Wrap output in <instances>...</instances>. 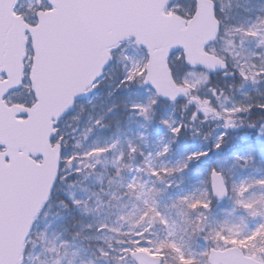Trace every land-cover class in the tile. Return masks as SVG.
Masks as SVG:
<instances>
[{"label":"rangeland","instance_id":"374dc122","mask_svg":"<svg viewBox=\"0 0 264 264\" xmlns=\"http://www.w3.org/2000/svg\"><path fill=\"white\" fill-rule=\"evenodd\" d=\"M215 1L223 27L219 40L210 51L226 59L231 70L235 72L237 79L231 81L234 93L235 86L238 84L240 86L239 81H242L239 66L246 61L260 63L264 59V43L260 42L261 37L244 36L242 32L237 31L238 28L248 29L249 26L257 24L259 19H264L262 3L264 0ZM194 2L195 0H176L169 11L189 15L193 12ZM228 3L243 13H253V17L246 19L239 11L228 14ZM42 7L44 5L39 1H26L18 12L30 19L34 17L35 10ZM259 27L264 33V24H260ZM136 65L141 67L146 65V52L130 42L115 54L114 63L108 68L92 96L77 103L62 120L60 135L64 140L60 173L68 175L65 171L66 154L83 153L93 146L112 145V148L99 156L98 162L86 160L85 163L90 167L79 177L69 176L67 182H58L52 205L37 221L28 240L31 246L24 264H117L114 257L119 253L112 251V248L118 247L117 241L124 239L126 232L137 229L136 222L147 207L145 201L155 207L160 214L159 218H163L162 228L157 225V217L151 222L146 233L153 246L175 243L185 256L192 255L203 261L205 257L199 254L205 249L209 250V245L217 246L212 236L220 230L225 235L243 241L229 244L227 247L240 246L247 249L251 244L257 247L264 246V238L245 239L259 224L264 223V185L257 183L264 179V176L261 175L263 172L252 168L256 165L264 169V135L258 132L257 147L247 142L252 138L250 132L233 135L226 142L228 146L224 150L223 147L217 150L213 147L217 136L226 130L221 129L216 132L213 139H210L199 129V121H195L194 115L195 118L193 117L191 122H186L190 128H185V133L189 132L192 135L190 140H186L183 135L182 138L185 140L179 141L177 134L162 122L167 120L172 127L182 124L179 114L176 115V106L161 107L162 112L157 119L152 115L156 108L154 104L146 118L133 111L130 105L150 103L155 99L154 91L145 87L140 77L117 88L126 66L131 68ZM171 65L178 82L201 96L200 92L211 77L205 72L186 68L180 53L175 54ZM245 83L249 86H245L237 94L234 93L235 97L225 108L264 103V79L258 82L249 79ZM28 89L29 85H26L25 95L29 93ZM113 105L116 107L108 111ZM101 117L102 125L97 126L95 121ZM165 146L168 147V151L158 155L163 152ZM131 147H135L136 151L131 152ZM196 151H209V154L187 161L188 155ZM212 161L218 170L223 172L228 185L233 188L232 202L227 206L223 202L214 201L210 195L209 166ZM185 162L188 163V167L179 171L170 174L162 172L159 178L151 174L152 169L180 168ZM80 166L83 168V164ZM138 168L141 171H137ZM133 178L136 182L135 190L124 195L127 192L126 186ZM241 184L245 185L242 195L239 192ZM98 186L99 189L96 190ZM159 186H162L165 196H157L156 190ZM69 193H74L81 201L86 200L89 210L85 211L83 203L73 204ZM183 196H188L190 200L205 198L211 203L207 208L198 207L195 213L192 209L188 210L190 209L188 202L180 201V197ZM238 200L251 207L238 204ZM68 205L71 211L66 213ZM186 208L187 218L195 223L194 236H187L188 239H185L184 233L178 230L179 226L174 220L183 216ZM253 212L256 214L253 215ZM194 215L196 219L193 218ZM67 217H72L70 223L73 219L78 221L72 225L74 232L66 224ZM101 224L107 227L97 231V226ZM219 243L224 244L223 241ZM100 248L111 254L108 257H101ZM165 253L167 264H177L175 251L166 248ZM129 260L127 258V264H132Z\"/></svg>","mask_w":264,"mask_h":264},{"label":"water","instance_id":"95a60500","mask_svg":"<svg viewBox=\"0 0 264 264\" xmlns=\"http://www.w3.org/2000/svg\"><path fill=\"white\" fill-rule=\"evenodd\" d=\"M17 1L0 0V19L4 20L6 25H11L14 22L15 38L22 35L21 40L25 41L23 40V25L30 28L20 17L15 18L12 14V8ZM170 1L135 0L136 4L132 8L131 30L122 38L119 36L111 40L102 27L96 26L94 16L90 12L91 5L81 4V0H49L54 6V10L38 13L40 23L34 35L32 34L35 58L30 76L33 90L41 103L46 104L45 120L50 123L52 117H56V119L62 117L73 106L76 99L89 96L91 93L87 91L90 86L89 77L96 68L100 51L106 47L111 52L116 49L120 40L127 38L135 37L137 42L148 50L147 75L150 77V82L145 85L153 87L158 96L164 100L175 101L187 96V89L176 85L167 64L170 54L178 49L184 50L185 61L189 67L203 68L210 73L225 71L226 63L224 61L223 65L217 63L216 61L220 59L205 51V47L214 42L218 35L217 24L219 22L213 14L214 2L212 0H197L195 15L187 21L176 14L164 13V9ZM78 3L81 5V11L90 14L87 17L85 28L81 26L77 17L74 20L67 17L73 15L70 13L71 9ZM86 3L91 4V0ZM105 8L103 7V11ZM67 25L71 32H81L77 38V45L85 51L86 57L83 60L87 66V75L78 77L81 78V85L77 81L65 82L64 75L56 74L51 63L47 62L48 64L42 65L49 56L51 47H60L61 44L64 46L61 28L67 27ZM0 64L2 63L0 62ZM68 65L78 73L84 70V66L79 62ZM19 67L20 70L16 77L18 79L10 80L6 89L20 86L21 63ZM6 70L4 67L2 71ZM43 70L48 72H43ZM51 71L55 73H50ZM46 84H51L49 90L44 89ZM81 88L87 94L79 91ZM178 89L185 91L178 92ZM51 99L53 100L51 101ZM38 111H42L40 103L30 109L29 114L32 115ZM202 111L204 112V108ZM51 151L46 153V160L40 165L20 160L14 163L17 167L6 171L0 161V177L3 175L7 178L16 177L10 182L0 181V191L8 192L0 199V264H21L23 261L24 247L20 242L24 241L29 228L46 203L59 170L60 149L56 147ZM14 153L15 151L10 149L8 154L13 155ZM20 164L22 166H19ZM21 170L26 171L23 172L26 174L22 175ZM227 196L228 192L223 198L214 195L217 200L225 199ZM231 249L234 252L240 251L238 248ZM226 255L223 252L216 253L219 264H223V257ZM132 258L138 264H151V258L148 256L142 258L132 256Z\"/></svg>","mask_w":264,"mask_h":264},{"label":"snow or ice","instance_id":"6c2138e0","mask_svg":"<svg viewBox=\"0 0 264 264\" xmlns=\"http://www.w3.org/2000/svg\"><path fill=\"white\" fill-rule=\"evenodd\" d=\"M216 8L215 4L213 5V14L215 15ZM260 24H264V19H259L257 24L249 26L248 29L238 28L237 31L242 32L244 36H253V37H261V43H264V33L261 32V29L259 27ZM217 32H219V24H217ZM111 54L109 50L105 47L102 48V50L99 53L96 68L94 72L89 77V82L91 87L88 88V91L94 90L96 87H98L99 83L101 82V78L105 74V68L107 67V64L110 62ZM217 63L223 65L222 60H217ZM211 66V65H210ZM239 72L240 77L242 81L246 82L249 79H251L253 82H258L261 79H264V59L261 60L260 63H250L246 61L244 64L239 66ZM148 68L147 65L141 67L139 65H136L134 67L128 68L126 66V71L122 78L119 80L117 84V88L123 86L126 82L131 83L132 81L136 80L137 77H140L143 84H147L150 82V77L147 75ZM79 91L84 92V94H87L83 88H81ZM178 92H184V89H178ZM158 101L153 99L148 104H137L134 103L130 105V108L137 112L140 115H143L147 118L149 110L152 108V106L157 103ZM116 105H113L108 109V111H112L113 108H115ZM259 109L260 111L264 112V103L254 104L249 103L246 105H239V106H233L232 108H225L224 112H216V117L224 116V128L227 130L230 127H235V120L237 116L242 112H248L251 114L256 109ZM209 111L208 108H204V113L206 114ZM103 117L98 118L95 121V124L97 126L102 125ZM164 124L168 125L170 130L179 135L182 132L183 125H179L177 127H172L171 124L167 120L162 121ZM255 127L256 125H251ZM91 131V129H89ZM260 134L264 135V124L260 125ZM227 135V131L220 133L217 136L216 142L214 143L213 147L217 150H219L223 146V140L224 136ZM56 137H59V142H62L64 140V137L60 135L58 129L56 132L53 133V139ZM112 148V145H104V146H93L83 153H74L71 155H65V171L68 172V175H64L57 172L56 180L53 182V186L59 181H65L67 182L69 176H76L79 177L81 174L85 173L90 165L88 163H85V161H92L96 160L98 162L99 156L107 153ZM211 150V149H210ZM209 150V151H210ZM136 148L131 147V152H135ZM168 151V147L165 146L162 153H158V155H163ZM209 151H196L192 152L188 155L187 161H191L192 159L201 158L203 156H207L209 154ZM237 159H246L243 157H237ZM81 164H83V168H81ZM188 167V163L185 162L183 165H181L180 168H162V169H152L151 174L160 177L161 173H172L174 171H179L181 168ZM137 171H141V169H137ZM258 184L264 185V179H261L257 181ZM210 184H211V192L213 195H215L218 198H223L225 195H227L228 188L226 184V179L224 177V174L222 171L217 170L215 167L211 169L210 172ZM127 192L124 193V195H127L135 190L136 188V182L135 178H133V181L130 182L127 186ZM245 190V185L241 184L239 188V192L242 195ZM49 195H51V192H49ZM69 195L72 197V202L75 205H80L83 203L85 205V211H88L87 208V201H81L80 199H77L75 197L74 193H69ZM94 195V194H93ZM205 196L207 193L204 194ZM181 202H188V207L192 210H196L198 207H204L207 208L210 206V200L205 198H199V199H193L190 200L188 196L180 197ZM238 204H245L244 201L238 200ZM145 204L147 205L143 215L137 220V229L136 230H129L126 232L125 238L122 240L117 241L118 247L112 248V251H116L119 253L118 256L114 257V259L117 261V264H127V258L128 256H134L136 258H142L144 256H148L151 258V264H167L166 261V253L165 249L169 248L172 249L177 253V264H219L216 253L223 252L227 255L223 257V264H264V246L257 247L255 244H251L247 247V249H241L239 252H234L233 249L227 247L229 244H235V243H243V241H238L235 237L225 235L222 230L216 231L215 234L212 236V239L217 242V246L213 249H211V252L207 249H205L202 253H200V256L205 257L203 261L197 260L195 256L188 255L185 256L178 245L175 243H164L159 246H153L152 241L148 238L146 233L149 231V228L151 226V222L160 216V214L156 211L155 207L151 204H148L147 201H145ZM245 207H251L249 204H245ZM253 215L256 213L253 212ZM202 215V214H201ZM160 219H163L160 217ZM89 227H91L89 225ZM106 225H98L97 231H101L102 229L106 228ZM199 225H197V228ZM257 238H264V223H261L257 226L253 232L249 234L248 237H246V240H256ZM205 239H208V237H205ZM219 241H223L224 244L221 245ZM111 247V246H110ZM99 254L101 257H108L111 253L104 248L99 249ZM21 264H23V261H21Z\"/></svg>","mask_w":264,"mask_h":264},{"label":"trees","instance_id":"16d2710c","mask_svg":"<svg viewBox=\"0 0 264 264\" xmlns=\"http://www.w3.org/2000/svg\"><path fill=\"white\" fill-rule=\"evenodd\" d=\"M262 3H264V2H262ZM229 7L231 8V10H233V8H234L231 4H229ZM213 81H214V84L217 86L218 91L221 90L222 89L221 85L223 84V79L217 77V78H214ZM197 121L200 122V119H197ZM184 128L182 129L181 135H178V138H180V139L184 135ZM199 129L204 132L205 136L206 135L209 136L211 134L212 130L214 129V125H211V124L210 125L206 124L205 126L199 125ZM185 135H186V138H189V139H190V136H192L189 132ZM188 210L191 211V209H188ZM193 211L195 213L197 212L196 210H193ZM183 214H184L183 220L181 221V218H178L176 221H177L178 225L180 226V231H184V233H185L184 237H185V239H187V236H189V237L194 236L195 223L191 219L187 218V208L185 209ZM193 218L196 219V215H194ZM184 221H185V223H184Z\"/></svg>","mask_w":264,"mask_h":264},{"label":"bare ground","instance_id":"6f19581e","mask_svg":"<svg viewBox=\"0 0 264 264\" xmlns=\"http://www.w3.org/2000/svg\"><path fill=\"white\" fill-rule=\"evenodd\" d=\"M25 102H27V101H25Z\"/></svg>","mask_w":264,"mask_h":264}]
</instances>
